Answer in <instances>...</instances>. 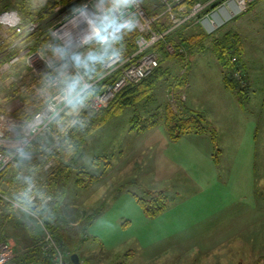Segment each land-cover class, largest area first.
Wrapping results in <instances>:
<instances>
[{
  "label": "rangeland",
  "instance_id": "374dc122",
  "mask_svg": "<svg viewBox=\"0 0 264 264\" xmlns=\"http://www.w3.org/2000/svg\"><path fill=\"white\" fill-rule=\"evenodd\" d=\"M251 5L242 13H219L211 33L210 25L189 27V42L173 44L182 61L164 63L166 75L153 93L86 138L60 218L82 227L75 252L82 264H264V0ZM229 32L231 69L213 45ZM226 78L236 82V91ZM166 103L179 114L204 113L208 132L171 140ZM152 115L158 122L152 131L133 125L135 117ZM160 192L167 209L149 217L135 196L151 199ZM0 229L17 252L44 242L30 214H15ZM58 242L72 264L71 250Z\"/></svg>",
  "mask_w": 264,
  "mask_h": 264
},
{
  "label": "built area",
  "instance_id": "2783aa9c",
  "mask_svg": "<svg viewBox=\"0 0 264 264\" xmlns=\"http://www.w3.org/2000/svg\"><path fill=\"white\" fill-rule=\"evenodd\" d=\"M256 1L57 0L43 17L28 23L17 10L2 11L0 36L7 39L17 28L22 33L5 51L11 55L0 61V88L7 97L5 110L0 112V177L17 164L19 156L28 153L33 141L50 133L55 119L83 93L96 89L90 107L96 112L106 108L125 87L141 82L160 66L164 56L160 44L169 53L181 52L172 43L176 34L209 25L211 33L219 13L233 15L235 8L242 13ZM123 39L134 41L135 48L118 49ZM109 45L117 50L103 61L99 73L87 78L79 63ZM55 164L56 158L49 155L41 174L28 177L31 204L39 198L35 191L45 172ZM12 175L7 172L8 177ZM0 195L12 204L14 215L23 212L40 222L49 264H68L63 243L54 239L35 212ZM52 198L44 196L40 203L46 205ZM2 236L0 229V264H7L17 256V244Z\"/></svg>",
  "mask_w": 264,
  "mask_h": 264
},
{
  "label": "trees",
  "instance_id": "16d2710c",
  "mask_svg": "<svg viewBox=\"0 0 264 264\" xmlns=\"http://www.w3.org/2000/svg\"><path fill=\"white\" fill-rule=\"evenodd\" d=\"M57 0H0V13L4 10H17L25 22L36 20L43 17L47 8L53 7ZM120 1V0H113ZM253 5V4H252ZM251 5V6H252ZM28 10V11H27ZM22 28L10 31V36L6 40H0V53L17 39L20 38ZM132 33V30L127 32ZM176 37H171L172 43L177 41L187 44L188 34L179 32ZM234 36L229 32L222 39H216L214 42V50L227 69L233 67L231 57L228 55L230 47L234 46ZM125 49H134V41L121 40L118 47ZM163 50V60L158 68L149 76L137 84H131L125 87L113 101L104 109L96 112L90 105V98L96 93V89H91L77 98V100L67 108L60 116H58L52 124L51 131L46 137L33 141L23 156H19L17 164L12 168H8L2 172L0 177V193L20 203L21 205L33 210L35 214L42 220L47 229L51 231L54 239L64 241L72 253L77 252V246L80 240L81 225L73 226L65 222H61V208L66 196L69 174L73 171L76 158L80 156L83 145L88 137L96 128L104 124L112 115L121 112L125 107L132 106L139 102L145 95L150 96L161 79L166 75L164 63L170 59H178L182 61V55L176 51L169 53L165 50L164 43L158 46ZM117 50L113 45H109L102 50H98L95 54L79 63L82 72L88 78L95 73H99L102 68L103 61ZM236 51L239 53L240 49ZM7 52L4 58L11 55ZM2 58V59H4ZM3 78L0 77V82ZM227 88L236 91V82L225 79ZM7 97L0 88V112H4V102ZM164 125L166 131L173 141H178L183 135L196 134L204 135L209 125L206 115L202 112L191 111L187 114L176 113L170 105L166 103L164 106ZM133 125L140 131L150 130L158 125L156 115L147 118L135 117ZM212 140L215 146L218 145L217 132L211 131ZM45 154L56 158V164L44 174V180L38 185L36 193L38 200L34 203L29 202V192L27 190V180L32 174H40L41 159ZM11 169V170H10ZM11 171L13 175L7 176V172ZM82 179L80 184L82 183ZM52 195V201L43 205L40 199L44 196ZM138 205L143 209L144 213L149 217H155L163 213L168 206V199L163 192L158 193L157 197L144 199L135 196ZM15 218L12 212V204L0 195V228H2L5 220ZM6 230V229H5ZM3 230V239L8 238L7 232ZM39 239V238H38ZM48 264L49 255L45 251L44 243H37L31 249L25 252H17V256L7 264ZM73 264V263H72ZM81 264V263H80Z\"/></svg>",
  "mask_w": 264,
  "mask_h": 264
},
{
  "label": "crops",
  "instance_id": "0c3cea01",
  "mask_svg": "<svg viewBox=\"0 0 264 264\" xmlns=\"http://www.w3.org/2000/svg\"><path fill=\"white\" fill-rule=\"evenodd\" d=\"M42 30H44V27L42 26ZM0 40H2V41H4V40H6V38L3 36V37H1L0 36ZM1 54H3V55H1ZM4 56H5V50H3V52L2 53H0V61L1 60H3L2 58H4ZM172 60H175V59H170V61L172 62ZM176 61V60H175ZM149 131H152V130H149ZM40 163H41V167H42V159H41V161H40ZM43 168V167H42ZM43 169H41V171H42ZM73 173H74V171H73ZM71 175H72V173H71ZM69 182H68V185H67V191H66V196H65V199H66V197H67V195H68V193H69ZM65 199H64V201H63V204L65 203ZM70 207H73V204H71L69 207H68V210L70 209ZM66 207H65V204L62 206V208H61V215H63V214H65V212H66ZM68 213V212H67ZM26 214V213H25ZM15 216V215H14ZM10 219V218H9ZM11 220H13V218H11ZM41 225V224H40ZM41 227H42V225H41ZM42 229H43V227H42ZM44 230V229H43ZM16 248H17V245H16ZM72 254H74V253H72ZM78 254V253H77ZM79 255V254H78ZM72 257V256H71ZM79 258H80V263L82 264L83 263V260L81 259V257L79 256ZM72 260V259H71ZM73 262V261H72ZM74 264V263H73Z\"/></svg>",
  "mask_w": 264,
  "mask_h": 264
},
{
  "label": "water",
  "instance_id": "95a60500",
  "mask_svg": "<svg viewBox=\"0 0 264 264\" xmlns=\"http://www.w3.org/2000/svg\"><path fill=\"white\" fill-rule=\"evenodd\" d=\"M72 261L74 264H80V258H79V255L77 253H74L71 257Z\"/></svg>",
  "mask_w": 264,
  "mask_h": 264
}]
</instances>
